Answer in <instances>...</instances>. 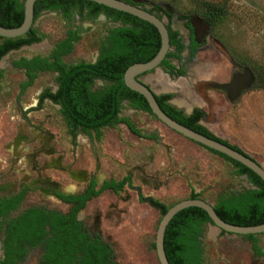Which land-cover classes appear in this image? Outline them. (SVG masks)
<instances>
[{"label": "rangeland", "instance_id": "374dc122", "mask_svg": "<svg viewBox=\"0 0 264 264\" xmlns=\"http://www.w3.org/2000/svg\"><path fill=\"white\" fill-rule=\"evenodd\" d=\"M149 1L162 6L170 4L179 13L187 16L196 13L201 0ZM209 1L220 2L221 0ZM35 25L44 33L46 37L44 41L12 51L4 58L6 91H9L6 93V115H3L4 121L6 120V142L17 132L15 127L19 124L22 134L28 138L34 134L43 135L44 133L43 138L46 137L45 134H52L54 137L52 142L56 145L57 151L62 153V163L76 169H85L90 173L94 171V154L99 155L101 149L104 154H107L100 156V171H103L104 176H108L110 171H113L116 176L123 175L124 168H120L114 162L117 159L118 163L119 161L123 163L125 156L128 155L127 167L134 170L135 174H137V168L142 167L146 173L142 176L143 174L137 171L139 176H134L133 183L140 186L143 195H151L168 206L189 197L192 191L200 192L203 199L214 202L219 190L216 182L218 180L222 182L233 180L236 189L247 186L246 180L236 179L234 168L226 159L175 132L153 115L133 110L128 105L124 107L122 115L129 116L142 133L154 134V139L136 137L125 125L118 124L103 129L101 142L93 139L89 143L85 136L81 135L76 144L72 145L58 108L48 101L44 102L41 110L32 111L27 115L33 123L42 120L43 131L39 132L33 123L22 120L21 114L16 112L12 105L13 102L17 104V101H20L23 108L34 105L37 93L52 84L53 74L41 73L25 93L19 95L17 83L25 77L22 72L9 66L10 61L20 56L42 54L45 51L42 47L46 44V40H55L61 36L65 28V22L61 16L53 12L40 15ZM212 33L223 43L237 63L251 68L264 67V0H229L226 16L213 27ZM199 56V59H205L208 65L205 69L195 68L194 73L198 76H193L190 82L186 78H176L171 81L167 74H162L158 69L153 74L156 81L152 83L150 80L151 85L157 90L174 91L175 95L179 93L173 100L177 105L184 107V104H189L191 108L198 105L204 109L210 114L208 121H202L204 126L216 136L237 145L264 166V88L257 87L256 81L249 90L230 102L222 92L202 87L201 92L205 102L193 92L191 84L198 79L227 81L231 73L239 70L240 66L237 64L233 66L223 54L217 51H202ZM89 59L90 49L83 40L64 58L66 62ZM159 74L170 83L168 89H162L157 79ZM180 90L183 94L178 92ZM46 158H48L47 155ZM43 171L44 175L61 178L64 185L74 184L76 190L83 189L85 185L84 182L71 179L60 169ZM141 176L147 177V181H141L139 179ZM137 194L135 189L125 188L118 198H115L105 191L87 203L82 211V217L84 216L90 224L94 211L99 209L105 213L110 203L115 202L117 209L120 210L119 216L111 214L110 217H104L102 215L100 230L104 236H110V240L115 243L116 261L120 264H159L153 242L161 213L148 203L139 201ZM35 203L46 204L62 211L67 210L65 205L56 203L52 199L40 200L37 192H29L20 208ZM204 234L208 264H264V260L262 262L255 260L250 250V243L242 235L221 233L218 228L209 225L205 228ZM208 234L209 237L206 236ZM259 237L264 247V234H260ZM21 264H35V261L29 259Z\"/></svg>", "mask_w": 264, "mask_h": 264}, {"label": "trees", "instance_id": "16d2710c", "mask_svg": "<svg viewBox=\"0 0 264 264\" xmlns=\"http://www.w3.org/2000/svg\"><path fill=\"white\" fill-rule=\"evenodd\" d=\"M2 1L0 0V4L6 8V21H0V25L4 27L20 25L24 17L23 0H6L4 4ZM125 1L130 2V0ZM175 1L171 0V2ZM228 1L201 0L196 8V13L214 27L226 16ZM44 8L58 9L65 17H69L70 12L74 9H77L82 17L93 18L99 12H104L114 21L121 20L122 26H117L110 31L109 45L95 63L78 62L69 65L62 61L61 55L70 52L74 46L71 42L72 38L56 45L51 54L52 61L48 60L49 57L41 58L40 55L33 59L22 57L15 61L17 66L27 68L30 77L27 84L33 81L38 69L58 71V91L47 92L43 96H48L60 103L64 116L73 122L75 128L80 127L84 131H99L102 126L124 121L137 131L128 118L118 116L122 101L127 99L133 107L153 113L146 99L125 85L123 75L129 65L150 60L157 53L161 41L157 29L151 23L137 16L90 0H36L34 21ZM84 8H88L87 14H83ZM146 27L154 30V40L148 50L145 44L138 43L136 45L143 28ZM37 33V28L31 27L27 33L18 37L0 36L3 40V43L0 44V58L12 49L42 40L45 35ZM172 44H177V50L182 47V44H179L177 40L172 39L170 46ZM168 54L174 53L169 52ZM161 64L171 66L166 59H163ZM252 69L256 77L254 83L257 81V87L264 88V67L254 66ZM92 77H100L107 82L102 90H91L90 80ZM171 96L170 93L156 95L159 105L171 118L243 151L237 145L230 144L199 124L198 121L203 116L202 110L195 109L193 113L185 115L181 110L166 102ZM213 152L230 161L236 174H247L250 182L255 186L220 195L214 204L218 215L225 221L237 225L264 223V181L240 162L222 153ZM122 183L118 185L113 182L106 183L98 190H91V192L76 198L70 197L77 204L66 214L44 206H32L25 209L7 223V237L4 241L6 260L9 264L20 261L26 255L25 245L34 247L43 243L44 254L41 257V264H115L109 260L110 253L105 245L84 232L81 222L76 220V213L92 196L98 195L107 187H121ZM22 195L23 193L14 199H9L8 209L16 208ZM189 197H199V193L192 191ZM146 201L158 209L161 215L169 208L164 202L152 197L147 198ZM207 222H211L207 212L196 206L184 208L173 216L164 235V249L170 264H202L199 237ZM244 236L253 241L254 249L260 253L261 249L257 244L256 235L245 234ZM2 263L0 262V264Z\"/></svg>", "mask_w": 264, "mask_h": 264}, {"label": "flooded vegetation", "instance_id": "af4514ba", "mask_svg": "<svg viewBox=\"0 0 264 264\" xmlns=\"http://www.w3.org/2000/svg\"><path fill=\"white\" fill-rule=\"evenodd\" d=\"M5 2L6 0L2 1L3 4ZM130 2L137 6H140L141 8L148 10L151 13H154L155 15H157L159 18L163 20L168 30L169 43L173 39V40H177L179 44H182V47L180 48V50H177V44H172L168 52L166 53V56L164 57V59H166V61H168L171 64V66H167L165 64L159 65V69L161 70L160 72L162 74H167L171 81L172 79H176V78H182V79L186 78L187 81L190 82L192 78H194L193 76L197 77L198 75L194 73V69L197 67H201L202 69H205L206 66L208 65L205 59H199L200 58L199 53L202 51H207V50H212L215 52L217 51L218 53L223 54L226 57V59L229 61V63H231L233 66L236 64L240 66L239 70H235L231 73L230 79L233 73L241 71L244 66H248V65H244V64L242 65L236 62L234 57L227 51L223 43L212 33V29H213L212 24L208 22L205 18L198 15L197 13L185 16L179 13L172 5L165 4L162 6V5L156 4L155 2L149 1V0H141V1H131L130 0ZM50 12L59 14L61 18L63 19V21L65 22V28L61 36H59L58 38L52 41L46 40L47 41L46 44L43 45L42 47L45 51H43L42 54H34L30 56H20L10 61L9 66L17 71L22 72L25 77L23 80H20L17 83V93L19 95L24 94L27 88L33 84L35 78L39 76L41 73H52L53 74L52 84L42 88L37 93L36 102L34 105H30L28 107L23 108L20 101H17V104L13 102L12 105L15 107L16 112H19L21 114L22 120L33 123L28 119L27 115L32 111L41 110L44 102L48 101L52 105L58 108V112L60 114V117L63 123L65 124L67 128V132H68V135L70 136L72 145L76 144L77 139L81 135L82 136L84 135L86 140L89 141V143H91L93 139H95L97 142H101L103 129L106 127H113L118 124L125 125L128 131L136 137L154 139L155 138L154 134L142 133L140 129L137 128L135 123L130 119L129 116L122 115V111H124V107L126 105H128L133 110L144 111V110L133 107L130 104V101L127 99L122 101V106L120 108L118 116L128 118L129 121L132 123L134 129H136L137 131L133 130L129 126V124L124 121L117 122L113 125L107 124L105 126H102L99 129V131H96V130L84 131V130H81L80 127L75 128L73 122H70L64 116L62 112V105L60 103L54 101L52 98L48 96H43L47 92L55 93L58 91L59 89V82L57 81L58 71L38 69L35 72L33 81L27 84L28 81L30 80V77L27 73V68L23 66H17L14 63L15 61L20 60L22 57H26L27 59H33L37 55H40L41 58L49 57L48 60L52 61L53 57H51V54H52V51L56 48V45L69 38H72L71 42L74 46L70 50V52L61 55L62 61H64L66 64H69V65L78 63V62L95 63L101 57L102 52L106 50L107 45H109L108 37L110 35V31L117 26H122L121 20L114 21L111 17L107 16L104 12H99L96 16L92 18V17H82L77 11V9H74L70 12L69 17H65L64 14L58 9L50 10V9L44 8L40 11L39 16L44 13H50ZM87 12H88V8H84L83 14H87ZM195 15L199 16L203 20V22L202 23L196 22V20H194L193 18ZM36 20L33 21V24L31 27L36 28V25H35ZM0 21H6V8L1 4H0ZM203 23L208 24L209 27L208 28L205 27ZM37 30H38L37 34H44L39 29ZM75 36H78V38H75ZM45 38L46 37L44 36L42 40L38 42H33L31 44H24L20 46L19 48L12 49L8 53L1 56L0 58V127L1 126L4 127V128L2 127L0 128V146L2 149V153L0 154V262H3L2 264H9V262L6 260V253H5V248H4V241L6 240V237H7L6 236L7 223L11 219L16 218L25 209L32 207V206H44L48 209H52V210L59 211L61 213L66 214L77 204L76 201L71 199L72 197L76 198L78 196L91 192V190H98L101 187H103L106 183L113 182L116 185H118L121 182H123L121 187H118V188L107 187L103 189L98 195L92 196L90 199L86 201L84 207L79 209L76 213V220L81 222L84 232L89 234L94 240L100 241L105 245L106 249L110 253L108 258L112 263L120 264L116 261V255H115V250H114L115 243L110 240L111 238L110 236L108 235L104 236L103 232L100 230V222H101L102 215L104 217H110L111 214H114L116 217L119 216L120 210L117 209V204L115 202H111L109 209L105 211V213H102L99 209L94 211L93 216H92L93 220H92V223L90 224L85 220L84 216L82 217V214H83L82 211L87 206V203L89 201H91L93 198L100 196L103 192L107 191L110 195H113L115 198H118V196L120 195V192L125 190V188L135 189L136 192L138 193L137 194L138 200L141 202L148 203L146 201L147 198L149 197L155 198V197L151 195H143L141 192L140 186L133 183L134 176L135 175L137 177L139 176L137 171L142 173L143 174L142 176L146 175L144 168L138 167L136 171L137 174H135L134 173L135 171L128 168L126 165L127 164L126 162L129 158L127 155L125 156V161L123 163H121L120 161L118 163L117 159H115V162H114L120 168L122 167L124 168L123 175L116 176L113 173V171H110L108 172V176H104L103 171H100L101 169L100 156H103V155L106 156L107 154H104L101 151V149L99 150L100 151L99 155L98 154L96 155V153L94 154V169H93L94 171L92 173H90L89 171H86L85 169L80 170L70 165L68 166L64 165L62 163V153H59L57 151L56 145L52 142V139H54L52 134H49V135L45 134L46 137L44 138H43L44 133L43 135L34 134L28 138L26 135L22 134V131H21L22 129L19 127L20 124L19 126L16 125L15 127L17 128V132H15V134L11 138H8L6 142V127H5L6 120L4 121L5 118L3 117V115L6 113V93H9V91H6V84H5L6 83V62L4 58L6 57L7 54H9L12 51H17L24 47H30L34 44L41 43L44 41ZM82 40L85 41V43L89 46L90 59L89 60H79L75 62H66L64 60L65 56L71 53L74 50L75 46ZM153 40H154L153 28L146 27V28H143V31L140 35L139 42H137L136 45H138V43L140 45L145 44L148 50ZM2 43H3V40L0 38V44ZM169 52H173L174 54L169 55L168 54ZM156 71L157 70L153 69L151 71L138 74L136 78L145 82L149 87H151L154 91H156L155 96L160 95V94H166V93L172 94V96L169 99H167L166 102H168L170 105H172L176 109L181 110L182 113L185 115H189L193 113L195 109L202 110L203 116L199 119L198 123L204 126L202 124V121H208V119L210 118V114L206 113L204 109L200 108L198 105H195L193 106L192 110H188L186 109V107H183V106H180L174 103L173 100L175 99V96H177L179 93L175 95L173 93L174 91L157 90V88L155 89L151 85L150 80L152 81V83L156 81L155 76L153 75ZM229 80L224 81V82H219V83H225V82H228ZM208 82L210 81H207L206 79H198L197 81H195V83L191 84V88L193 89V92H195L203 101H205V99L201 92L203 91L202 87L211 88L208 85ZM106 83L107 82L100 77H92L90 80V88L92 91L102 90L104 86L106 85ZM199 86H201V88H199ZM156 87L158 86L156 85ZM213 90L217 92H222L227 97L225 92L214 89V88ZM178 92H180V94H183L181 90ZM144 112L149 113L147 111H144ZM149 114L156 117L154 114H151V113ZM33 124L35 125V127H37L36 129L39 130V132L43 131L42 120H38L37 123H33ZM6 155L8 156L6 157ZM46 155L48 156V158H46ZM23 161L26 162L25 165H23L24 164ZM45 169H49V170L60 169V171L67 174L71 179L75 181H79V182H84L85 185L83 189L76 190L75 185L72 183H68L64 185L61 178L52 177L51 175H44L43 170ZM235 175H236V179L246 180L247 186L245 187L242 186L241 188L236 189L235 182L233 180H229L226 182H222L220 180L216 181L218 183L219 190L216 193L214 202H211L213 203V205L215 204L216 199L222 194L255 187L250 182L249 176L247 174L238 175L235 173ZM142 176L139 177V179L143 182H146L147 177H142ZM29 192H37L40 195V200L41 199H52L56 203L63 204L67 207V210L62 211L60 209L49 207L46 204H37V203L29 204L27 206H24L23 208H20V206L22 205V202L24 201L26 195ZM21 193H23V195H22L21 200L17 204L16 208L8 209L9 207L8 200L16 198ZM195 193H199V197H201L200 192H195ZM151 207L154 208L153 206ZM207 225H209L210 227H215L213 225H210V222H207L204 225L203 231L199 237L200 248H201L200 256H201L202 264H208L207 256H206V248L204 246V236H205L204 232H205V228L207 227ZM219 231L221 233H228L220 229ZM228 234H233V233H228ZM260 234H264V232L255 234L257 237V244L260 246V249H261L260 253H258L254 249L253 241L250 238L244 235L242 236L246 240H248V242L250 243V250L255 260L262 262L264 260V247L259 237ZM236 235H239V234H236ZM206 236L209 237V234ZM153 246H154V242H153ZM24 247L25 249H27L25 257L20 261H14L13 264H21L22 262L29 260V259H33L35 261V264H41L40 262L41 257L44 254L43 243H39L38 245L34 247H28L26 245Z\"/></svg>", "mask_w": 264, "mask_h": 264}, {"label": "water", "instance_id": "95a60500", "mask_svg": "<svg viewBox=\"0 0 264 264\" xmlns=\"http://www.w3.org/2000/svg\"><path fill=\"white\" fill-rule=\"evenodd\" d=\"M36 0H23L24 17L20 25L16 27H4L0 25V36L3 37H18L24 35L31 28L34 21V3ZM105 6L130 13L137 16L149 23H151L159 32L160 35V47L157 53L150 60L139 61L129 65L123 75L125 85L133 91L140 93L147 101L151 112L168 127L176 132L184 135L190 140L212 149L213 151L222 153L241 164L245 165L253 172H255L264 181V166L255 158L245 153L244 151L237 150L232 146L219 141L215 138L202 134L184 124L179 123L175 119L166 114L160 107L157 99L156 92L149 87L145 82L136 78L138 74L151 71L153 69L158 70L159 65L166 56L170 48L168 30L161 18L154 13L141 8L131 2L125 0H90ZM141 1V0H131ZM194 20L196 22H203V20L195 15ZM204 24V23H203ZM205 27H209L208 24H204ZM255 82V74L251 67L244 66L241 71L232 74L231 79L225 83H219L210 81L208 85L211 88L221 90L226 93L229 101H235L244 91L249 90ZM193 107L190 109L192 110ZM196 206L205 210L211 219L210 225L217 227L220 230H224L228 233L245 235V234H259L264 232V223L256 225H237L225 221L221 218L214 209L213 203L209 202L202 197H187L181 199L169 206L167 211L161 215L158 222L155 239L154 249L159 261V264H170L164 249V235L165 230L173 218V216L180 210Z\"/></svg>", "mask_w": 264, "mask_h": 264}, {"label": "bare ground", "instance_id": "6f19581e", "mask_svg": "<svg viewBox=\"0 0 264 264\" xmlns=\"http://www.w3.org/2000/svg\"><path fill=\"white\" fill-rule=\"evenodd\" d=\"M157 79H158V82L162 85V89L166 90V89H168V87H170V85H169L170 83L166 82L160 74L158 75ZM179 103H181V102H179ZM189 107H190V105L187 104L186 108H189Z\"/></svg>", "mask_w": 264, "mask_h": 264}, {"label": "crops", "instance_id": "0c3cea01", "mask_svg": "<svg viewBox=\"0 0 264 264\" xmlns=\"http://www.w3.org/2000/svg\"><path fill=\"white\" fill-rule=\"evenodd\" d=\"M184 107H186V105H185V104H184ZM186 109L190 110V109H191V107H189V108H186Z\"/></svg>", "mask_w": 264, "mask_h": 264}]
</instances>
